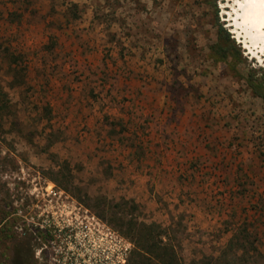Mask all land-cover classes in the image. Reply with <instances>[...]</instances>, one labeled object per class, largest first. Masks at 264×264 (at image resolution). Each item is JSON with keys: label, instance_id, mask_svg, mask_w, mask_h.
Masks as SVG:
<instances>
[{"label": "rangeland", "instance_id": "rangeland-1", "mask_svg": "<svg viewBox=\"0 0 264 264\" xmlns=\"http://www.w3.org/2000/svg\"><path fill=\"white\" fill-rule=\"evenodd\" d=\"M226 3L0 0V264H127L135 222L186 261L264 264V49ZM49 184L97 226L70 232Z\"/></svg>", "mask_w": 264, "mask_h": 264}, {"label": "trees", "instance_id": "trees-1", "mask_svg": "<svg viewBox=\"0 0 264 264\" xmlns=\"http://www.w3.org/2000/svg\"><path fill=\"white\" fill-rule=\"evenodd\" d=\"M261 87H264V83L260 80L251 83L254 94L264 100V88L262 92L260 91ZM14 116L16 117V114L9 94L3 88H0V129L6 128ZM13 123L14 121L11 122V124ZM12 223H16L15 219ZM13 235L10 234L9 236L13 237ZM169 235L167 229L157 223H131L125 237L133 243L134 249L129 260H127V264H226L222 256H203L200 259L195 258L186 261L177 251ZM12 264H29V257L18 253Z\"/></svg>", "mask_w": 264, "mask_h": 264}, {"label": "bare ground", "instance_id": "bare-ground-1", "mask_svg": "<svg viewBox=\"0 0 264 264\" xmlns=\"http://www.w3.org/2000/svg\"><path fill=\"white\" fill-rule=\"evenodd\" d=\"M223 5L229 26L249 48L261 45L264 49V0H226Z\"/></svg>", "mask_w": 264, "mask_h": 264}, {"label": "built area", "instance_id": "built-area-1", "mask_svg": "<svg viewBox=\"0 0 264 264\" xmlns=\"http://www.w3.org/2000/svg\"><path fill=\"white\" fill-rule=\"evenodd\" d=\"M53 187L54 186L49 184V186L45 188L47 196L51 197L52 200L55 199L57 201V206L59 207L61 206L66 207L67 205H69L68 207H71L70 216H69V219L67 220L69 221L67 224V227H69L70 232H73L74 231L73 227H77L78 225H81L83 223V220L85 219H86L85 221L89 223L90 226H92L93 224L97 226L98 220L95 218V216L90 217L89 211L83 209V207L77 202H74V201L65 202V200L69 197L66 196V194L63 191L55 189ZM41 222H42V225L40 224ZM41 222L38 223L37 225L41 227L50 226L49 221L46 219L42 218ZM90 226L86 225V228L88 229L89 233L92 232V228H90ZM95 226H94V229L96 231L97 229ZM48 231L50 232L51 230L48 229ZM60 231L62 232V230ZM63 231L65 232V234H67L68 232L65 230ZM65 239L66 241H68L67 237ZM64 247H65V250H67L66 254L73 256L76 260H79V258L82 256L79 251L81 247L78 246L76 236H74L73 234H70V241Z\"/></svg>", "mask_w": 264, "mask_h": 264}]
</instances>
